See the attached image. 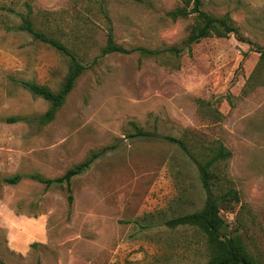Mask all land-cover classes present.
<instances>
[{"label":"rangeland","instance_id":"1","mask_svg":"<svg viewBox=\"0 0 264 264\" xmlns=\"http://www.w3.org/2000/svg\"><path fill=\"white\" fill-rule=\"evenodd\" d=\"M0 0V261L6 264H206L205 236L166 222L200 210L206 200L194 163L161 137L221 142L241 197L221 212L228 236L241 235L264 264V0H201L208 14L228 15L239 30L207 38L179 58L101 56L108 20L125 48L181 47L194 18L170 20L180 0ZM29 2L34 24L72 50L87 70L55 120L34 119L49 103L25 89L57 92L69 60L19 31ZM11 27L12 30H6ZM95 61H97L95 63ZM174 66H179L175 69ZM31 119L8 123L9 118ZM132 123L160 138L132 139ZM119 144L66 190L25 178L55 179Z\"/></svg>","mask_w":264,"mask_h":264},{"label":"trees","instance_id":"2","mask_svg":"<svg viewBox=\"0 0 264 264\" xmlns=\"http://www.w3.org/2000/svg\"><path fill=\"white\" fill-rule=\"evenodd\" d=\"M89 1L98 3L103 7V3L99 0ZM24 6L25 12L23 15H20V24L16 28L31 36L34 41L55 49L69 60L68 74L57 92L32 82L21 83L33 95L49 103V109L43 115L34 119L38 124L46 126L55 120L57 113L63 107L78 80L88 67L83 65L78 56L64 43L49 35L47 31L38 29L34 24L33 6L29 2H26ZM0 12L14 13L15 10L9 6L0 5ZM166 16L174 22L189 18L196 20V25L192 28L183 46H171L154 50L141 46L129 49L125 48L116 42L112 22L106 15L109 26L106 35V44L102 48L101 56L105 57L111 54H138L141 58L147 59H159L163 56L179 59L184 55L186 50L191 52L192 47L204 39L213 37L226 38L232 34H239L238 28L228 15L216 17L208 14L203 10L201 0H180V4L173 10L167 12ZM6 30L9 31L12 29L11 27H7ZM258 53L260 54L258 70L261 71L264 70V47L259 48ZM174 68L179 69L180 67L174 66ZM20 121H31V119L13 117L7 120L8 123ZM131 125L134 133L129 135V137L132 139L151 141L160 138L156 130L148 132L139 128L135 123ZM161 138L178 147L194 163L206 195L205 203L200 210L170 219L166 222V225L172 229L178 227L198 229L205 236L209 250V260L206 264H260L248 251L241 235L228 236L226 234L228 228L227 222L221 216L222 211L233 213L236 207L241 204L240 194L235 189L234 183L228 173V161L231 159L232 153L221 142H213L208 145L195 142L189 144L184 139L173 136ZM118 147L119 144H115L92 152L85 161L77 164L63 176L55 179L45 178L38 174L27 176L18 174L5 178L4 182L8 185H18L22 180L28 178L45 185L46 188H63L66 190L67 200L69 205H71L74 201L72 189L73 180L90 170L95 162L109 152L116 150ZM0 264L6 263L0 261Z\"/></svg>","mask_w":264,"mask_h":264}]
</instances>
